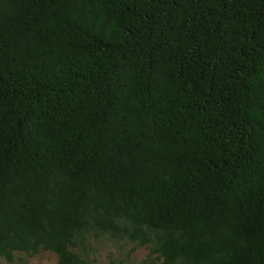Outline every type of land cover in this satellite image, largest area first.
<instances>
[{
	"label": "trees",
	"instance_id": "obj_1",
	"mask_svg": "<svg viewBox=\"0 0 264 264\" xmlns=\"http://www.w3.org/2000/svg\"><path fill=\"white\" fill-rule=\"evenodd\" d=\"M264 264V0H0V264Z\"/></svg>",
	"mask_w": 264,
	"mask_h": 264
},
{
	"label": "rangeland",
	"instance_id": "obj_2",
	"mask_svg": "<svg viewBox=\"0 0 264 264\" xmlns=\"http://www.w3.org/2000/svg\"><path fill=\"white\" fill-rule=\"evenodd\" d=\"M57 258L55 255L50 253H44L40 256L30 259L29 264H56Z\"/></svg>",
	"mask_w": 264,
	"mask_h": 264
}]
</instances>
